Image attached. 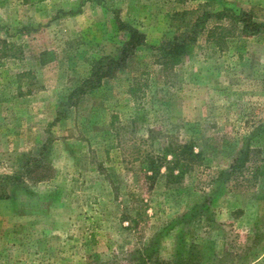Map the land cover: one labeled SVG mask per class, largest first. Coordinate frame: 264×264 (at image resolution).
<instances>
[{"label": "rangeland", "instance_id": "374dc122", "mask_svg": "<svg viewBox=\"0 0 264 264\" xmlns=\"http://www.w3.org/2000/svg\"><path fill=\"white\" fill-rule=\"evenodd\" d=\"M224 8L264 22V0H0V181L29 157L48 167L0 200V264H127L162 231L158 264H264V33L219 44L210 18L174 67L159 49L178 12ZM121 21L144 44L87 88L128 40ZM185 144L201 160L170 182Z\"/></svg>", "mask_w": 264, "mask_h": 264}, {"label": "trees", "instance_id": "16d2710c", "mask_svg": "<svg viewBox=\"0 0 264 264\" xmlns=\"http://www.w3.org/2000/svg\"><path fill=\"white\" fill-rule=\"evenodd\" d=\"M209 4L211 5V3H207V5ZM210 18H214L216 23L209 31L208 37L210 40H214L219 44L224 43L228 37L235 34L244 37H251L260 33H264V22H258L254 20L250 13L244 10H241L239 14H236L233 9L231 10L228 8H224L218 12L206 10L201 12L195 10H185L178 12L176 16V21L178 22L177 33L172 38L163 41L159 46L162 54V64L166 70L174 67V65L179 63L181 59L188 53L189 49L191 48L190 44H193L197 40L200 30L204 28L205 24ZM120 24H123L122 27H128V40L124 42L117 56H106L97 60L98 62L93 68L91 77L85 81L87 88H95L100 86L104 78L112 77L116 71L126 65L128 58L132 53H134L135 49L138 46L144 44L146 39L145 34L136 28H132L128 24V26L125 25L126 23L122 21ZM0 43L3 45V55L7 56L11 51L12 44L7 40L2 39H0ZM179 149L181 151L176 154L179 157L176 163H180L181 174L175 175L173 171L174 168L170 166L171 163L166 161L165 167L168 169L167 176L170 182L180 181L182 174L189 171L192 166L196 164V162L201 160V152H196L194 146L185 144L179 146ZM252 152H259V150L252 149L249 144L243 147L240 151V154L234 158L229 169L220 172L219 176L217 177L218 180H220V183L225 184L226 181L237 177V174L242 169L246 168V164L249 161H252ZM28 159L29 161H38V163H34V165L28 164L29 162L24 164L23 169L25 172L19 173L18 175L2 176L0 181V200L10 196L7 189L10 184L17 185L19 183H23L25 178H27V175L30 174L29 178L34 181H41L44 177H46V175L41 174H47L46 171L48 170V167L44 166V163L41 160L36 158L32 159L30 157ZM150 164L152 165L151 170L158 173L160 172V166H163V161L161 162V165L159 164L157 166L153 165L155 164V161H152ZM256 164L257 160L255 159L253 166L254 171L252 173L254 177H256L255 174L257 172V169H255ZM38 170H40V172ZM41 170H44V172ZM148 177L151 178L152 176ZM196 214L198 213L183 214L180 220L186 219L188 216L193 219ZM177 222L178 221H173L172 225ZM163 234L164 232L162 231L153 237V240L148 246L138 251L139 255L134 258L135 261L127 264H158L159 257L155 256V253Z\"/></svg>", "mask_w": 264, "mask_h": 264}]
</instances>
